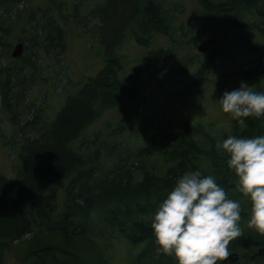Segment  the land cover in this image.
Instances as JSON below:
<instances>
[{"label":"trees","instance_id":"16d2710c","mask_svg":"<svg viewBox=\"0 0 264 264\" xmlns=\"http://www.w3.org/2000/svg\"><path fill=\"white\" fill-rule=\"evenodd\" d=\"M8 1L24 4L25 8L20 11L34 22L31 38L27 37L30 47L26 50L34 48L39 52L32 50L30 56L36 58L21 63L16 71L12 64L0 67L1 109L13 128L8 144L13 156L10 161L13 174L0 172V264H7L6 255L15 243L38 229L59 231L67 237L85 235L94 239L103 251L106 244L111 249L119 248L121 264H176L171 256H157L150 225L158 205L176 180L185 172L195 171L201 172L202 176H213L228 197L241 205L243 234L228 246L230 252L244 253L235 264H264V251L248 256L264 250V234L248 227L250 203L236 189V177L227 166L229 157L216 148L217 142H222L228 135L238 138L264 135V117L242 118L244 123H240L230 114H222L221 109H214L221 124L181 117L194 105L187 104L186 99L193 96L196 100V95L217 79L226 84L234 82V88L230 83L227 91L239 88L242 82L252 85L256 91H264L261 87L264 46L258 40H251L260 34L264 37V10L261 9L264 0H197L204 22L214 16L234 18V37L213 47L205 57L211 62L237 60L247 50L257 56L251 66V76L246 77L243 71H238L203 82L207 73H203L205 67L201 66L194 72L195 83L186 89L184 100L170 102L167 108L180 106L182 110L169 118H160L158 114L161 127L156 126L153 130L152 126H146L136 135L120 121L104 122L96 127L95 124L106 112L116 110L137 96L132 90L136 80L143 75L140 70L133 69L128 80L121 79L123 54L119 52L124 44L133 37L132 41L138 43L140 36L150 38L157 32H166L168 25L175 28L161 0H109V5L89 9L78 21V26L87 29L83 19L89 24L96 18L101 20L98 24L106 48L98 55L102 58V66L95 76L78 85V91L66 97L55 111L53 121L49 115L46 119L43 117L47 114L44 100L43 106H37L33 99L27 98L33 83L24 77L30 71L31 76L35 75L34 60L39 58V53L42 58L63 53L64 27L57 13H48L49 17H46L47 12L40 10L42 7L32 12L31 5L27 6L31 0H0V36L7 33H3L7 30L4 27L7 17L24 15L18 11L13 13L12 7L4 9ZM97 10L101 13L98 17ZM70 14L73 20L78 19L76 11L71 9ZM235 18L243 31L237 29ZM183 32H178L179 40L173 42V47L183 44L186 35ZM194 55L203 57L198 52ZM11 78H15L14 81ZM225 92H221V96ZM11 112L17 115H11ZM208 124L211 127L213 124L216 134L206 129ZM149 131L153 133L147 135ZM81 200L83 204L77 203ZM107 256L108 253L105 264H109L110 257ZM25 264L60 263L50 255H42L30 258Z\"/></svg>","mask_w":264,"mask_h":264},{"label":"rangeland","instance_id":"374dc122","mask_svg":"<svg viewBox=\"0 0 264 264\" xmlns=\"http://www.w3.org/2000/svg\"><path fill=\"white\" fill-rule=\"evenodd\" d=\"M161 2L168 12V16L171 17V24L175 28H170L168 25L166 32H157L150 38L140 36L138 43L132 41L134 40L133 37L124 44L119 52L123 54L121 79L128 80L134 70H140L143 75L136 80V86L132 90L137 96L125 101L116 110L106 112L99 123L95 124V127L102 126L104 122L114 124L120 121V123L127 125L130 132L135 133V135L141 133L146 126H152L153 130L156 126L161 127L162 123L157 121L158 114H160V118H169L182 110L180 106L167 108L170 102L178 103L184 100V94L187 93L186 89L195 83L193 74L195 71H199L201 66L205 67L203 73H207V76L202 80L203 82L228 76L238 71H243L246 77L249 74L251 76V66L253 62L257 61V56L247 50L242 52L243 55H240L237 60L229 61L211 62L205 57L206 54H202L203 57L194 55L197 53L195 51L196 46L207 38L216 37L219 41L218 44L221 45L233 38L235 32L234 18L224 19V17L220 19L214 16L212 20L204 22L202 19L203 11L197 0H161ZM14 3V1L11 3L8 1L3 8L8 10L9 7H12L13 13L18 11L22 14L23 12L20 10L25 8L24 4ZM30 5L32 12L35 11V8L42 7L40 10L47 12L46 17H49L48 13H52L51 15L57 13L65 30L63 53L60 56L45 55V58H42L39 53V58L34 60L36 62L35 75L31 76L30 71V74L26 73L24 77L25 80L30 79L33 83L31 90L27 89L30 91L27 98L33 99L37 106H43L44 104L41 105V103L44 100V106H47V114L43 117L46 119L49 115L53 121L66 97L78 91L77 89L80 88L78 85L83 84L90 76H95L102 66V58L98 55L103 54L106 48L101 40V29L98 24L101 20L96 18L93 22L95 25H93L87 23V19H83V23L87 24V29L78 26V21L86 16L89 9L93 7L103 8L109 5V0H31V4H27V6ZM71 9L77 12L78 19H72ZM261 9L264 10V4L261 5ZM23 14L19 17H23L21 20L14 14L12 17H7L4 23L7 30L3 33L7 32V35L0 36V67L12 64L16 71L21 63L36 58L30 56L32 50L36 53L39 52V49L34 48L29 51L26 50L27 47H30L28 38H31L29 35L32 34L31 29L34 22L27 19L28 14ZM100 14L97 10L96 17ZM233 16L235 17V14ZM247 19L250 18L247 17ZM253 20L256 21V19ZM235 21L237 29L243 31L239 28L240 24L237 18ZM180 30L186 34L182 40L183 44L178 48L173 47V42L179 40L178 32ZM124 36L128 37L125 33ZM251 40H258L264 46V37H261V34L256 39L251 38ZM20 41L24 44L22 55L19 58L13 59L12 57L11 59V52L15 44ZM91 44L92 46H90ZM257 44L260 46L258 42ZM260 47L262 48V46ZM215 52L216 49L212 54ZM14 61L15 63H13ZM210 69L212 75L209 73ZM155 82L157 83L154 84ZM230 83H232L233 89L234 82ZM230 83L226 84L223 80L217 79L216 83L208 85L201 93L197 94L196 100L193 96H189L186 103L194 105H191L181 117L189 120L201 119L203 122L212 120L216 124H221L222 120L214 109L220 110L217 100L221 98V92L227 91ZM261 87H264V82ZM1 100L0 98V172L5 175H12L10 161L13 156L8 144L11 142L13 128L7 122V115L1 109ZM16 113L11 112V115H17ZM221 113L225 114L222 111ZM206 129L216 134V128L213 124L212 127L208 124ZM152 133L153 131H149L147 135ZM12 248L6 255L7 264H17L12 256ZM118 250L119 248L111 249L110 245L106 244V252L103 251V253L105 258L108 253L109 264H121L122 257L118 255ZM235 253L230 252L232 255ZM243 254L239 253L240 258ZM218 264L231 263L229 260H224Z\"/></svg>","mask_w":264,"mask_h":264},{"label":"clouds","instance_id":"9594fccd","mask_svg":"<svg viewBox=\"0 0 264 264\" xmlns=\"http://www.w3.org/2000/svg\"><path fill=\"white\" fill-rule=\"evenodd\" d=\"M217 101L223 113L240 123L242 118L264 117V92L246 83ZM216 148L229 157L236 189L250 203L248 227L264 234V135H228ZM240 220V203L230 199L213 176L185 172L152 216L156 254L171 256L176 264H218L228 259L230 242L243 234Z\"/></svg>","mask_w":264,"mask_h":264},{"label":"water","instance_id":"95a60500","mask_svg":"<svg viewBox=\"0 0 264 264\" xmlns=\"http://www.w3.org/2000/svg\"><path fill=\"white\" fill-rule=\"evenodd\" d=\"M216 37H210L196 46L199 54H206L218 44ZM23 44H15L11 56L19 58L23 52ZM264 250L257 252L260 254ZM42 255L52 256L61 264H105L104 255L99 244L85 235L65 236L62 232H47L43 229L36 230L31 235L15 243L12 256L17 264H24L32 257ZM230 263L238 261L237 254H230Z\"/></svg>","mask_w":264,"mask_h":264},{"label":"bare ground","instance_id":"6f19581e","mask_svg":"<svg viewBox=\"0 0 264 264\" xmlns=\"http://www.w3.org/2000/svg\"><path fill=\"white\" fill-rule=\"evenodd\" d=\"M215 47V46H214ZM212 50V49H211ZM210 50V51H211ZM31 235V234H30ZM100 246V245H99ZM102 249V248H101ZM261 250V249H260ZM102 252H103V250H102ZM261 253H263V252H261ZM260 253V254H261ZM235 254H237V253H235ZM260 254H257V252H254V253H249L248 254V256H250V257H253V256H256V255H260ZM103 255H104V253H103ZM237 256H238V259H239V255L237 254ZM33 258V257H32ZM104 259H105V256H104ZM239 261V260H238ZM238 261L237 262H235V263H238ZM105 262H106V260H105ZM235 263H232V264H235ZM25 264V263H24ZM61 264V263H60Z\"/></svg>","mask_w":264,"mask_h":264},{"label":"flooded vegetation","instance_id":"af4514ba","mask_svg":"<svg viewBox=\"0 0 264 264\" xmlns=\"http://www.w3.org/2000/svg\"><path fill=\"white\" fill-rule=\"evenodd\" d=\"M257 82V84H259L260 83V81H256ZM264 89V88H263Z\"/></svg>","mask_w":264,"mask_h":264}]
</instances>
